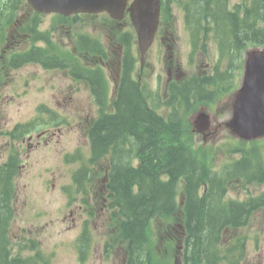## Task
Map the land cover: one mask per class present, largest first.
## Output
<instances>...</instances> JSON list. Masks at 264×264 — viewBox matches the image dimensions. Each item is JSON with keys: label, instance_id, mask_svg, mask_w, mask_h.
<instances>
[{"label": "trees", "instance_id": "obj_1", "mask_svg": "<svg viewBox=\"0 0 264 264\" xmlns=\"http://www.w3.org/2000/svg\"><path fill=\"white\" fill-rule=\"evenodd\" d=\"M7 21L0 18V27L4 28ZM127 91H129L127 89ZM122 117L101 121L94 128L97 146L102 150L108 146L112 138L120 141L121 131L127 130L126 137L135 142V151L141 165L137 170L126 164L115 166L112 181L117 191L126 202L131 213V222L126 225L127 232L138 237L140 256L145 255L147 262L156 255L150 247L146 227H142L145 216L156 204L167 206L170 202L172 188L181 182L185 198V227L187 229L189 252L192 254L191 264H218L211 254L209 241L216 239L225 228H234L245 224L253 210L251 203L221 202L219 194L215 201H206L198 196V189L205 181L208 187H219L224 192L220 180L208 176V166L199 159L188 145L186 135H173V130H166L157 120H153L138 110L129 93L122 96ZM121 128V129H120ZM106 146V147H105ZM256 148L243 150L241 160L229 165L234 172L237 168L244 171L248 157L255 155ZM166 173L167 182H157V176ZM140 179L142 188L141 199L131 198L129 184L132 177ZM226 182V181H225ZM2 211V210H1Z\"/></svg>", "mask_w": 264, "mask_h": 264}, {"label": "rangeland", "instance_id": "obj_2", "mask_svg": "<svg viewBox=\"0 0 264 264\" xmlns=\"http://www.w3.org/2000/svg\"><path fill=\"white\" fill-rule=\"evenodd\" d=\"M49 21V16L44 17L42 19V28H46ZM93 29L98 31L97 26L93 27ZM177 33L179 38L177 42L179 44L172 49L170 56L174 55L173 59L178 61L181 70L184 72L192 71L193 69L184 61L188 51L187 38L182 31ZM170 56H167L166 51L164 53L162 50L159 51L156 48V44L149 54V83L152 88L157 87L159 84L162 85L166 80L168 69L166 58ZM206 61L205 58L200 60V69H205L204 63ZM197 64L199 63L196 62L195 67ZM9 76L10 78L7 82L0 84V132L3 129L11 128L18 120L26 121L34 116L41 102H46L60 112H62V107L81 108L78 98L70 99L66 92L63 93L70 82L60 72L54 75L40 69L39 66H24L11 71ZM27 80L28 82H26ZM58 90H61L62 93H57ZM84 104L88 107L87 100H85ZM217 105L218 110H220V103L218 102ZM1 139H4V137L0 135ZM57 149V144L50 143L48 147H42L31 152L26 158L29 164L25 163V166L23 165L24 168L20 173L21 176L17 179L19 200H23L27 207L26 211L21 214L17 224H21L22 221L31 224V228L35 231L36 235L41 236L44 248L47 251L54 249L53 244L55 242L60 240L68 242L75 235V232L69 229L64 231V228L70 225V210H74L65 203L66 194L63 190L69 188L70 166L67 165L68 170L60 166L58 161L60 152H57ZM0 150H2L1 145ZM50 178L53 187L45 194V191L42 189L46 188V180L47 188L49 187ZM263 191V185L256 186L253 188L252 193ZM244 195L242 191H231L229 193V196L237 198H242ZM57 207L61 208L60 216L55 214V208ZM36 209H46V220H52L54 224H51L46 229L45 224L41 226L39 221H33L32 215ZM260 221H264V213H257L253 217L250 232L259 225ZM12 233L17 236L19 235L20 230L18 225H13ZM91 233L94 238L93 264H117L112 260L108 263L99 261L100 247L98 244L101 241L103 230L94 227ZM60 250V247L55 248L51 264H70L67 259L62 257ZM252 259L248 264L256 260L255 258Z\"/></svg>", "mask_w": 264, "mask_h": 264}, {"label": "water", "instance_id": "obj_3", "mask_svg": "<svg viewBox=\"0 0 264 264\" xmlns=\"http://www.w3.org/2000/svg\"><path fill=\"white\" fill-rule=\"evenodd\" d=\"M243 113V119L237 117V120L246 128L244 130L247 134H256L260 129H264V99L262 100V97H255L241 104L238 116Z\"/></svg>", "mask_w": 264, "mask_h": 264}]
</instances>
